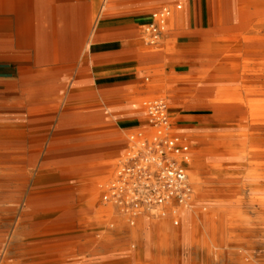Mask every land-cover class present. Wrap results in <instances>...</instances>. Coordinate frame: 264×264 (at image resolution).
I'll list each match as a JSON object with an SVG mask.
<instances>
[{"label": "rangeland", "instance_id": "obj_1", "mask_svg": "<svg viewBox=\"0 0 264 264\" xmlns=\"http://www.w3.org/2000/svg\"><path fill=\"white\" fill-rule=\"evenodd\" d=\"M110 3L116 5L114 14L109 11L101 14L103 6L90 8V19L94 23L85 31V58L73 77L82 80L83 91L79 96L69 105L54 101L51 112L23 119L15 139L0 140V151L5 153L4 161L0 163V208L11 201L30 210L31 201H36V222L29 225L31 216L28 215L23 221L27 227H36L40 256L46 257L48 264H241L237 259L241 256L239 247L247 243L254 247L255 254L264 264L262 98L260 103L250 105L245 130L224 122H206L212 118L208 111H186L179 105H170L161 111L160 116L168 117L171 132L188 136L195 146L196 156L191 168L193 201L186 207L190 224H185L183 211L178 215L177 226L169 219L156 218L151 213L147 214L149 224L144 226L141 224L144 214L130 220L119 208L102 200L100 187L113 176L130 147V137L153 132L152 128L131 127L137 121L151 120L149 107L159 103L161 97H167L164 88L174 84L176 79L196 72L199 67L197 61L186 60L178 65L185 64L189 68L174 70L176 58L195 55L208 61L222 56L214 50L200 48L203 37L191 35L189 29L195 3L201 12L209 13L208 25L214 26L215 9L222 13L220 2L216 0H112ZM138 4L142 5L138 10L145 16L141 24L135 25L128 22L126 15L136 12ZM164 7L170 10L167 26L161 38L150 41L147 25L152 14ZM223 17L217 25L231 24L230 20L223 21ZM226 36L220 34L213 39ZM114 43L126 47L122 57L132 58L115 68L134 72L135 81L129 83L135 85L132 94L103 93L93 84L98 73L96 47ZM152 53L160 59L139 63V58ZM9 81L5 70L0 68V130L14 124L16 112L7 107L12 100L4 97L12 84ZM81 113L84 120H81L83 128L79 130L75 115ZM196 115L199 124L192 131L199 129L198 133L177 130L173 126L178 118ZM242 132L246 140L238 145L244 149V166L237 174L231 167L230 153L219 157L226 178L218 182L215 176L218 170L213 169L212 161L205 154L211 156L210 150L214 142L221 139L219 137L241 140L238 134ZM107 162L111 166L105 171H102L105 168L99 170L97 174L103 179L96 181V168L91 166ZM108 169L111 170L107 173ZM233 172L236 174L231 179ZM94 186L96 197L91 202L88 195L93 193ZM218 194H236V198ZM227 200L230 201L225 203ZM224 211L234 213L225 215L221 221L219 214ZM229 222L237 226L231 231L235 237L217 241L214 228ZM163 228L177 232V235L161 241L157 229ZM147 233L151 238L150 245L144 244L143 237Z\"/></svg>", "mask_w": 264, "mask_h": 264}, {"label": "bare ground", "instance_id": "obj_2", "mask_svg": "<svg viewBox=\"0 0 264 264\" xmlns=\"http://www.w3.org/2000/svg\"><path fill=\"white\" fill-rule=\"evenodd\" d=\"M111 1L105 2L103 12L109 11L114 14L116 5L110 3ZM216 1L220 2L222 13L215 9V14H212L215 24L203 32L201 35L203 42L199 47L222 53V56L208 61L202 56L195 55L191 58L187 56L176 58L180 61H197L199 67L196 72L176 79L173 81L174 84L164 88L167 97H161L159 100L166 108L170 105H179L186 111L211 112L212 118L206 122H224L228 126H238L245 130L248 111L252 107L250 105H256L260 103L261 98L264 99V0ZM66 12L65 8L55 7L50 0H40L39 3H32V0H0V68L5 70L10 78L9 82L12 83L4 97L5 100L6 97L12 100L7 107H11V111L16 112L13 116L14 124H9L0 130V140L15 139L16 131L23 126V119L35 118L40 113L51 112L52 103L56 100L69 105L72 99L83 91L80 83L82 80L73 77L77 66L85 58V40L82 34L94 21L72 19L66 16ZM221 17L224 18L223 21L230 20L231 24L217 25ZM220 34L227 36L213 39ZM191 35L195 33L191 32ZM131 59L121 57L107 63L124 64ZM159 59V55L152 53L139 58V63L146 64ZM176 84L179 85L178 88ZM134 88V84L128 83L103 93L123 96L132 94ZM143 103L147 104V102ZM75 116L78 120L77 124L80 125L77 129L81 130L83 128L81 120L84 115L81 113ZM62 118L66 119V117ZM65 125L67 124L63 126ZM198 130L188 132L198 133ZM238 137H241V140L227 139L226 136L219 137L221 139L214 142L210 150L214 158L205 154L212 161L213 169L218 170L215 175L218 182H223L226 178L220 168L219 157L230 153V164L237 174L244 166V149L238 145V142H244L246 136L242 132ZM4 159L5 153L1 150L0 163ZM109 166H111L109 162L91 166L96 168V181L103 179L97 174L99 170L105 168L102 170L105 171ZM192 172L189 174L193 185ZM235 174L231 173L230 178L232 179ZM96 190L94 186L93 193L88 195L91 202L96 197ZM220 195L236 198V194H218ZM228 201L230 200L225 203ZM34 202L36 203L34 200L31 201L30 210L11 201L6 202L7 206L0 208V264H48L49 260L40 256L36 227H27L28 224L33 225L36 222L37 206ZM190 203L179 213L185 211L186 225L190 224L188 211L186 213V207ZM230 211L220 213L219 220L222 221L225 215L234 213ZM26 215L31 216L27 225L23 221ZM141 224L144 226L149 224L147 214H144ZM224 225L219 224L213 230L217 241L235 237L231 231L237 226H233L230 222ZM157 230L161 233V241L177 235V232L164 228ZM143 238L144 244L150 245L151 238L148 233ZM165 241L162 243L165 244ZM239 249L241 256L237 259L241 264H263L250 243Z\"/></svg>", "mask_w": 264, "mask_h": 264}, {"label": "built area", "instance_id": "obj_3", "mask_svg": "<svg viewBox=\"0 0 264 264\" xmlns=\"http://www.w3.org/2000/svg\"><path fill=\"white\" fill-rule=\"evenodd\" d=\"M169 16L166 7L152 14L146 28L150 41L161 38ZM149 108L153 132L130 137V147L113 176L100 187L101 198L130 220L151 213L177 226L180 210L193 199L189 173L195 147L188 136L171 132L168 117L160 116L166 109L161 102Z\"/></svg>", "mask_w": 264, "mask_h": 264}, {"label": "crops", "instance_id": "obj_4", "mask_svg": "<svg viewBox=\"0 0 264 264\" xmlns=\"http://www.w3.org/2000/svg\"><path fill=\"white\" fill-rule=\"evenodd\" d=\"M51 3L57 7V8H65L66 16L70 18H79L81 20L89 21L90 19V8H98L100 6H105V2L107 0H50ZM39 3L40 0H32V3ZM193 17L191 19V27L189 29L191 32H194L195 35H202L204 31L209 30L211 27L208 25V14L206 12H201L200 7L198 8L197 4H193ZM142 5L138 4L136 5V12L127 14L126 16L129 17L128 22H131L133 24H141L142 19L145 16L142 10H138L139 7ZM104 13L101 11V14ZM150 17V16H149ZM101 19V18H100ZM86 32L82 34L83 40L84 35ZM199 37L197 42H199ZM196 42V43H197ZM185 44H190L189 42H185ZM96 48H98V51L96 52L95 56V63H96V69L98 73L95 74L93 78V84L95 87L99 89L100 92H106L110 89H116L117 87H122L130 82L135 81V74L132 71L129 70H122V69H115L120 64H109L107 62L115 61L116 59H121L122 53L125 50L126 47L121 46L118 43H114L112 45H99ZM188 57V56H187ZM193 57V56H192ZM182 61L178 60L177 63L173 65L174 70L189 68L186 67L185 64L178 65V63H181ZM199 116L196 115L194 117H181L178 118L179 121L175 122L173 126L177 130H193L196 125L199 124L197 121V118ZM171 122V119H170ZM151 124L149 120H143V121H137L135 125H133L131 128L133 129H140V128H151ZM183 135V134H182ZM192 144V141H191ZM193 145V144H192ZM195 147V146H194ZM196 156V155H195ZM194 162V161H193ZM193 166V164H192ZM192 170V169H191Z\"/></svg>", "mask_w": 264, "mask_h": 264}]
</instances>
